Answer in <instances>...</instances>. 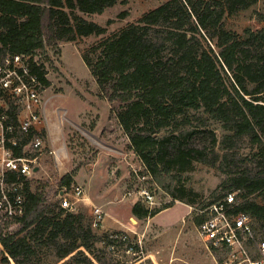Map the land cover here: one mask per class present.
I'll return each mask as SVG.
<instances>
[{
  "label": "trees",
  "instance_id": "obj_1",
  "mask_svg": "<svg viewBox=\"0 0 264 264\" xmlns=\"http://www.w3.org/2000/svg\"><path fill=\"white\" fill-rule=\"evenodd\" d=\"M119 2L127 0H0V58L30 56L31 71L49 86L46 63L36 62V53L100 36L82 56L100 96L114 105L144 175L174 200L196 205L198 194L183 175L198 165L217 170L219 186L201 211L236 191L235 212L248 214L264 239V28L239 33L226 24L258 0H166L108 35L106 26L79 14L103 13ZM36 133L48 140L46 128ZM74 139L68 138L71 149ZM79 166L54 193L45 183L34 185L36 178H19L24 212L8 219L0 213V264L11 258L43 264L48 255L61 264H95L94 245L108 250L112 231L99 235L92 218L87 226L84 214L61 205L60 192L72 187ZM173 204L150 208L140 198L132 215L144 220ZM206 218L200 212L195 221Z\"/></svg>",
  "mask_w": 264,
  "mask_h": 264
},
{
  "label": "rangeland",
  "instance_id": "obj_2",
  "mask_svg": "<svg viewBox=\"0 0 264 264\" xmlns=\"http://www.w3.org/2000/svg\"><path fill=\"white\" fill-rule=\"evenodd\" d=\"M165 1L127 0L103 13L79 14L106 26L108 35L137 21L145 12ZM124 11L127 14L122 17L121 13ZM226 24L239 33H243L245 28H264V0H258L237 15L228 16ZM100 38L92 35L75 42L60 43L55 48L48 45L34 55L36 62L46 63L47 77L50 80V85L45 86L42 94L44 122L41 128H46L48 133L47 124L53 127L56 150L54 154L48 133L41 157V170L34 177V185L45 183L47 190L54 193L61 187L60 179L80 165L72 187L83 186L84 200L77 203V209L73 212L84 214L85 224L88 226L93 205L98 204L87 202L96 200L102 204L105 212L106 222L104 220L103 224L121 228H109L107 231H125L130 233L133 240L140 241L136 254L126 253L123 247L119 257L108 250L103 252V244L97 242L94 245L95 254L102 261L98 260L97 255L91 254L95 264H137L140 260V264H218L219 252H210L201 237L195 216L203 212L202 204L218 188L221 176L217 170L205 165H198L194 172L184 174L183 184L198 194V203L189 205L184 201L174 200L157 183L152 182L149 175H144L145 167L138 155L130 149L129 139L113 110L114 105L100 96L99 86L82 56V51ZM72 129L80 132L88 143H83ZM69 133L75 138L72 149L68 146ZM141 187L154 191L152 203L137 193ZM65 188L69 190L67 187L62 190ZM140 198L150 208L161 207L169 202L174 204L147 219H132V204ZM15 227L12 225L10 228ZM103 231L105 229L102 227L97 233L102 235ZM42 261L43 264H61L64 260L48 255L42 257ZM7 264L17 263L11 258Z\"/></svg>",
  "mask_w": 264,
  "mask_h": 264
},
{
  "label": "built area",
  "instance_id": "obj_3",
  "mask_svg": "<svg viewBox=\"0 0 264 264\" xmlns=\"http://www.w3.org/2000/svg\"><path fill=\"white\" fill-rule=\"evenodd\" d=\"M29 58L21 54L0 58V213L4 219L24 212L19 178H34L41 170L45 146L44 138L36 133L44 122L45 85L31 71ZM63 192L59 196L62 207L75 211L77 203L84 200L85 189L74 185ZM137 193L153 202L150 189L141 187ZM236 194L228 192L203 210L207 218L199 225V232L210 252H219L218 264H264V239L248 214L235 212ZM104 220L103 208L93 205L92 227L102 228ZM110 240L108 250L118 257L123 247L126 253L136 254L140 243L125 231L112 232Z\"/></svg>",
  "mask_w": 264,
  "mask_h": 264
},
{
  "label": "crops",
  "instance_id": "obj_4",
  "mask_svg": "<svg viewBox=\"0 0 264 264\" xmlns=\"http://www.w3.org/2000/svg\"><path fill=\"white\" fill-rule=\"evenodd\" d=\"M43 112H44V105H43ZM47 129H48V133H49V141H50V146L51 147H53V149H54V131H53V127L50 125V124H47ZM84 133V132H83ZM86 135V134H85ZM66 146H67V144H66V142L64 143ZM53 153L55 154L56 153V150L54 149L53 150ZM90 198V197H89ZM96 201V200H95ZM95 201H93V200H89L87 203H89V202H91L90 204H98V206H101V207H103L102 206V204H99V203H97V201L95 202ZM131 217H133L132 219H135V217L132 215ZM106 219V218H105ZM105 222H106V220H105ZM119 224L120 225H122L121 224V222H119ZM104 229H105V231H107L106 229H121L120 227H114V226H110L108 223H106V224H103V226H102ZM123 228V227H122ZM140 262H142V260H140V261H138L137 263H140Z\"/></svg>",
  "mask_w": 264,
  "mask_h": 264
},
{
  "label": "water",
  "instance_id": "obj_5",
  "mask_svg": "<svg viewBox=\"0 0 264 264\" xmlns=\"http://www.w3.org/2000/svg\"><path fill=\"white\" fill-rule=\"evenodd\" d=\"M35 170L37 171V170H38V168H36ZM63 193H64V192H63V190H62V191H61V194H63Z\"/></svg>",
  "mask_w": 264,
  "mask_h": 264
}]
</instances>
